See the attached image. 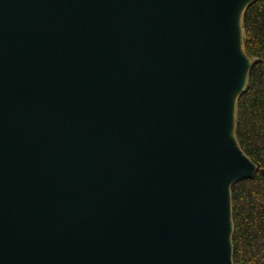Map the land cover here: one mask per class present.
Returning <instances> with one entry per match:
<instances>
[{
    "label": "water",
    "instance_id": "water-1",
    "mask_svg": "<svg viewBox=\"0 0 264 264\" xmlns=\"http://www.w3.org/2000/svg\"><path fill=\"white\" fill-rule=\"evenodd\" d=\"M243 1L0 0V264H233Z\"/></svg>",
    "mask_w": 264,
    "mask_h": 264
},
{
    "label": "trees",
    "instance_id": "trees-1",
    "mask_svg": "<svg viewBox=\"0 0 264 264\" xmlns=\"http://www.w3.org/2000/svg\"><path fill=\"white\" fill-rule=\"evenodd\" d=\"M242 29L251 66L236 103L235 137L255 172L230 187L232 263L264 264V0L247 5Z\"/></svg>",
    "mask_w": 264,
    "mask_h": 264
},
{
    "label": "bare ground",
    "instance_id": "bare-ground-1",
    "mask_svg": "<svg viewBox=\"0 0 264 264\" xmlns=\"http://www.w3.org/2000/svg\"><path fill=\"white\" fill-rule=\"evenodd\" d=\"M243 7V6H242ZM243 9V8H242ZM239 10L237 12V16H236V23H237V28L239 30V32H241V15H242V10ZM240 91V90H238ZM238 91L233 92V94L231 95V115H230V119H231V125H230V129L228 132V136L231 140L235 141V136H234V122H235V102H236V96L238 95ZM230 236V234H229Z\"/></svg>",
    "mask_w": 264,
    "mask_h": 264
},
{
    "label": "rangeland",
    "instance_id": "rangeland-1",
    "mask_svg": "<svg viewBox=\"0 0 264 264\" xmlns=\"http://www.w3.org/2000/svg\"><path fill=\"white\" fill-rule=\"evenodd\" d=\"M250 1H252V0H245V1H243V3H242V5H241V9L242 10H244V8H245V6L250 2ZM243 6V7H242ZM243 38H244V34H243V30H242V20H241V32H240V36H239V39H240V41H239V48H240V51H241V53H243V50H242V41H243ZM244 55V54H243ZM238 93H239V91H238Z\"/></svg>",
    "mask_w": 264,
    "mask_h": 264
}]
</instances>
